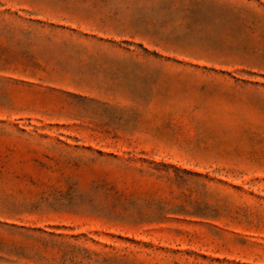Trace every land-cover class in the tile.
<instances>
[{
  "label": "rangeland",
  "instance_id": "rangeland-1",
  "mask_svg": "<svg viewBox=\"0 0 264 264\" xmlns=\"http://www.w3.org/2000/svg\"><path fill=\"white\" fill-rule=\"evenodd\" d=\"M0 264H264V0H0Z\"/></svg>",
  "mask_w": 264,
  "mask_h": 264
}]
</instances>
